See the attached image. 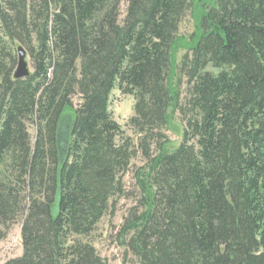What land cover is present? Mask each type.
I'll return each instance as SVG.
<instances>
[{
  "label": "trees",
  "instance_id": "1",
  "mask_svg": "<svg viewBox=\"0 0 264 264\" xmlns=\"http://www.w3.org/2000/svg\"><path fill=\"white\" fill-rule=\"evenodd\" d=\"M123 1L0 0V243L22 221L23 246L5 264H108L78 238L124 196L138 156L122 230L137 264H264V0H126L121 22ZM192 9L182 105L170 72ZM116 88L135 98L137 141L109 111Z\"/></svg>",
  "mask_w": 264,
  "mask_h": 264
},
{
  "label": "rangeland",
  "instance_id": "2",
  "mask_svg": "<svg viewBox=\"0 0 264 264\" xmlns=\"http://www.w3.org/2000/svg\"><path fill=\"white\" fill-rule=\"evenodd\" d=\"M196 7V6H195ZM195 7H193L195 9ZM127 10V1H123L121 5L122 22L125 18ZM194 11L191 10L182 19L179 26L178 46L175 51V66L170 72V84L180 93L181 104L184 105L188 98V79L180 72V65L183 57L189 54L187 44L191 42V37L196 31L194 20ZM184 46H187L184 47ZM16 47V54L18 56V49ZM28 70L30 74L33 72V66L30 58L26 57ZM209 71H213L209 69ZM216 72V71H214ZM75 105L80 103L79 97L74 99ZM135 98L133 95L124 94L118 88L114 89L109 103V111L113 118L118 122L126 136L132 137L137 141V136L128 127L129 119L134 115ZM169 143L166 146L167 151H175L183 141L184 125L181 120L179 111L171 109L169 112L168 125L165 130ZM34 136V130H31ZM146 162L141 156H138L131 165L130 171L123 176L125 186V194L122 197H116L111 202V207L107 215L98 224L94 233L88 238L80 237L79 240L84 243H90L96 249L97 253L108 264H137V261L129 254L126 247V238L123 233L126 219L129 217L131 211L137 206L138 200L141 197V191L138 186V176L144 173L143 169ZM22 221H18L12 228L8 238L0 243V264H5L10 259L19 258L23 255V246L21 239Z\"/></svg>",
  "mask_w": 264,
  "mask_h": 264
},
{
  "label": "water",
  "instance_id": "3",
  "mask_svg": "<svg viewBox=\"0 0 264 264\" xmlns=\"http://www.w3.org/2000/svg\"><path fill=\"white\" fill-rule=\"evenodd\" d=\"M26 57H27L26 50L23 47L18 49V67L15 72L16 79H25L30 76V72L28 70V64L26 62Z\"/></svg>",
  "mask_w": 264,
  "mask_h": 264
}]
</instances>
